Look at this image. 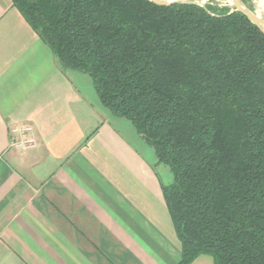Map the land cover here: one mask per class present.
Segmentation results:
<instances>
[{
    "label": "trees",
    "instance_id": "16d2710c",
    "mask_svg": "<svg viewBox=\"0 0 264 264\" xmlns=\"http://www.w3.org/2000/svg\"><path fill=\"white\" fill-rule=\"evenodd\" d=\"M12 2L171 168L178 264H264V32L195 2Z\"/></svg>",
    "mask_w": 264,
    "mask_h": 264
},
{
    "label": "crops",
    "instance_id": "0c3cea01",
    "mask_svg": "<svg viewBox=\"0 0 264 264\" xmlns=\"http://www.w3.org/2000/svg\"><path fill=\"white\" fill-rule=\"evenodd\" d=\"M30 125L33 141L12 144ZM171 168L0 0V264H178ZM190 264H215L210 254Z\"/></svg>",
    "mask_w": 264,
    "mask_h": 264
},
{
    "label": "water",
    "instance_id": "95a60500",
    "mask_svg": "<svg viewBox=\"0 0 264 264\" xmlns=\"http://www.w3.org/2000/svg\"><path fill=\"white\" fill-rule=\"evenodd\" d=\"M150 1L157 3V4H162V5L171 4L173 2H195L197 4H200L193 0H170V1L150 0ZM232 2L234 3L236 8L232 9L231 12L234 10L244 12L248 16V18L264 32V18L263 17L258 15L257 12L250 9V7L247 6L244 0H232Z\"/></svg>",
    "mask_w": 264,
    "mask_h": 264
},
{
    "label": "built area",
    "instance_id": "2783aa9c",
    "mask_svg": "<svg viewBox=\"0 0 264 264\" xmlns=\"http://www.w3.org/2000/svg\"><path fill=\"white\" fill-rule=\"evenodd\" d=\"M32 127L30 125L15 126L10 129L11 141L16 146L29 145L33 139L30 137Z\"/></svg>",
    "mask_w": 264,
    "mask_h": 264
},
{
    "label": "rangeland",
    "instance_id": "374dc122",
    "mask_svg": "<svg viewBox=\"0 0 264 264\" xmlns=\"http://www.w3.org/2000/svg\"><path fill=\"white\" fill-rule=\"evenodd\" d=\"M193 1L200 3V5L202 6L211 4V6L215 11H220L225 9L231 11L232 9L236 8L232 0H193ZM244 1L247 4V6L250 7V9L257 12V7L253 0H244Z\"/></svg>",
    "mask_w": 264,
    "mask_h": 264
},
{
    "label": "bare ground",
    "instance_id": "6f19581e",
    "mask_svg": "<svg viewBox=\"0 0 264 264\" xmlns=\"http://www.w3.org/2000/svg\"><path fill=\"white\" fill-rule=\"evenodd\" d=\"M162 1H170V0H162ZM253 1L257 7L258 15L264 18V0H253Z\"/></svg>",
    "mask_w": 264,
    "mask_h": 264
}]
</instances>
